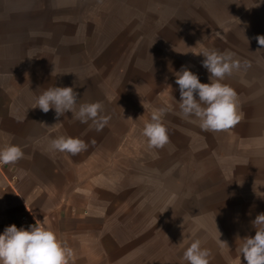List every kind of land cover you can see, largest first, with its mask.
I'll list each match as a JSON object with an SVG mask.
<instances>
[{
  "label": "rangeland",
  "instance_id": "1",
  "mask_svg": "<svg viewBox=\"0 0 264 264\" xmlns=\"http://www.w3.org/2000/svg\"><path fill=\"white\" fill-rule=\"evenodd\" d=\"M76 4L70 48L55 50L71 63L29 65L27 91L31 102L49 87H72L78 103L101 102L110 116L96 132L71 112L48 114L70 122L61 131L87 142L86 152L102 153L91 166L103 169L108 240L90 242L93 253L110 261L117 248L119 264H189L183 252L200 239L210 264H247L241 240L255 236L252 221L264 213V46L255 39L264 35V0ZM205 50L241 62L222 81L236 91L242 117L227 131H204L180 115L176 73L187 67L210 83ZM154 109L166 110L162 149H149L142 135Z\"/></svg>",
  "mask_w": 264,
  "mask_h": 264
},
{
  "label": "crops",
  "instance_id": "2",
  "mask_svg": "<svg viewBox=\"0 0 264 264\" xmlns=\"http://www.w3.org/2000/svg\"><path fill=\"white\" fill-rule=\"evenodd\" d=\"M76 1L0 0V147L16 144L25 153L16 164H0V234L12 224L24 227L28 215L72 249L69 264H119L117 248L110 261L90 248L93 240H108L107 188L97 185L103 169L91 166L102 153L50 150L51 139L75 137L61 131L70 130V122L49 120V112L28 101L29 65L71 63L55 50L70 48Z\"/></svg>",
  "mask_w": 264,
  "mask_h": 264
},
{
  "label": "clouds",
  "instance_id": "3",
  "mask_svg": "<svg viewBox=\"0 0 264 264\" xmlns=\"http://www.w3.org/2000/svg\"><path fill=\"white\" fill-rule=\"evenodd\" d=\"M255 39L260 46H264V35ZM200 54L205 57L202 65L210 73V83H201L198 75L187 67L176 73L180 115L183 119L197 122L204 131H227L242 117L238 112L236 91L222 81L238 71L241 62L234 58L235 54L231 51L205 50ZM77 96L72 87L52 86L36 98L32 108L38 107L44 113L54 109L57 118L71 112L74 120L89 125L96 132L103 131L110 120V116L103 114V104L98 101L78 103ZM165 111L154 109L150 121L144 125L142 135L149 149H162L169 143L168 130L162 119ZM49 147L52 151L75 156L86 151L88 143L78 137L61 135L51 139ZM24 157L25 153L19 145L7 143L0 147V164H16ZM252 225L256 230L255 236L241 240L239 253L247 264H264V213L258 214ZM218 233L220 245H227L220 240L221 233ZM72 256V249L43 223L36 222L27 229L12 224L0 234V264H69ZM210 256L211 251L202 247L200 239H194L183 252V258L189 264H210Z\"/></svg>",
  "mask_w": 264,
  "mask_h": 264
},
{
  "label": "built area",
  "instance_id": "4",
  "mask_svg": "<svg viewBox=\"0 0 264 264\" xmlns=\"http://www.w3.org/2000/svg\"><path fill=\"white\" fill-rule=\"evenodd\" d=\"M22 223L24 228L27 229L29 226L34 225L36 222H33L28 215L22 217Z\"/></svg>",
  "mask_w": 264,
  "mask_h": 264
}]
</instances>
